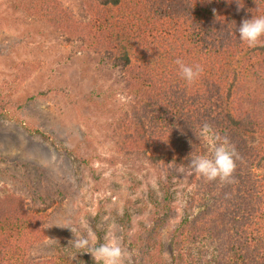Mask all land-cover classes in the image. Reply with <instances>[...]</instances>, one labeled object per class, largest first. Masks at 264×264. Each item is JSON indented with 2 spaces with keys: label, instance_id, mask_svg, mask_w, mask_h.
I'll return each mask as SVG.
<instances>
[{
  "label": "trees",
  "instance_id": "16d2710c",
  "mask_svg": "<svg viewBox=\"0 0 264 264\" xmlns=\"http://www.w3.org/2000/svg\"><path fill=\"white\" fill-rule=\"evenodd\" d=\"M24 2L21 11L119 68L134 102L117 136L126 148H143L131 154L188 166L192 157L212 154L199 137L204 124L238 154L231 182L209 181L188 166L193 189L183 217L166 234L149 226L136 231L129 248L147 264H264V46L249 48L238 32L244 19L264 16V0H80V19L60 0ZM177 59L202 65L192 85ZM6 98L0 95V117L8 116ZM173 175L164 176L165 195ZM158 203L169 217L166 196ZM130 216L125 209L121 221L129 226ZM42 237L23 200L0 194V264H95L80 249L34 258Z\"/></svg>",
  "mask_w": 264,
  "mask_h": 264
},
{
  "label": "rangeland",
  "instance_id": "374dc122",
  "mask_svg": "<svg viewBox=\"0 0 264 264\" xmlns=\"http://www.w3.org/2000/svg\"><path fill=\"white\" fill-rule=\"evenodd\" d=\"M24 1L0 0V95L9 97L8 116L0 117V194L20 197L38 218V260L76 253L69 243L76 238L89 241L80 249L88 251L111 232L129 253L125 264H147L128 238L148 226L173 229L191 196V171L166 156L150 161L149 153L129 152L143 148H126L117 136L134 102L119 68L21 11ZM60 1L83 17L80 0ZM172 173L165 195L162 181ZM125 209L129 226L121 221Z\"/></svg>",
  "mask_w": 264,
  "mask_h": 264
},
{
  "label": "clouds",
  "instance_id": "9594fccd",
  "mask_svg": "<svg viewBox=\"0 0 264 264\" xmlns=\"http://www.w3.org/2000/svg\"><path fill=\"white\" fill-rule=\"evenodd\" d=\"M213 13L215 14V9H213ZM238 32L240 40L246 42L249 48H255L258 45L264 46V42L261 41V37L264 36V16L244 19ZM175 63L179 66L181 77L188 85H192L203 72V67L200 64L189 65L182 59H177ZM199 137L210 146L212 154L211 156H194L189 160L188 166L196 174L209 181L219 179L222 182H231L238 158L235 147L230 144L226 136L221 137L209 124H204L200 128ZM69 243L77 249L88 248L89 245L86 238H76ZM86 252L91 254L96 264H125L129 258V253L121 247L118 237L111 232L106 237L105 243L90 248Z\"/></svg>",
  "mask_w": 264,
  "mask_h": 264
}]
</instances>
